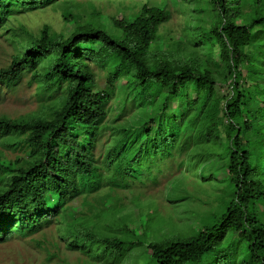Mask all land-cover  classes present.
I'll list each match as a JSON object with an SVG mask.
<instances>
[{"label":"trees","instance_id":"1","mask_svg":"<svg viewBox=\"0 0 264 264\" xmlns=\"http://www.w3.org/2000/svg\"><path fill=\"white\" fill-rule=\"evenodd\" d=\"M60 1L69 31L7 24ZM185 1L189 44L164 35L167 0L128 16L104 15L92 0H0V32L10 29L15 45L0 84L15 88L30 74L38 96L48 97L28 117H0V147L17 153L11 160L0 149V244L56 225L71 250L119 264L126 236L98 239L95 231L130 237L132 209L118 191L154 180L159 160L178 151L189 152L197 180L232 179L234 193L212 224L151 243L153 263L264 264V0ZM91 63L108 71L107 88L99 89ZM119 93L137 116L122 122V112L109 126Z\"/></svg>","mask_w":264,"mask_h":264},{"label":"rangeland","instance_id":"2","mask_svg":"<svg viewBox=\"0 0 264 264\" xmlns=\"http://www.w3.org/2000/svg\"><path fill=\"white\" fill-rule=\"evenodd\" d=\"M92 1L97 9L107 16L122 14L128 16L139 11L140 6L145 2L152 5L164 2V0H123L119 4L110 0ZM167 2V7L172 12V20L162 29L164 35L179 37L181 41L189 44L185 33L187 2L185 0H167ZM68 14L67 5L64 1H60L55 7L17 13L7 24L16 29L24 26L33 34H38L44 24L51 25L57 32L63 29L69 31L70 27L65 22ZM8 30L4 28L0 32V68L10 63L11 56L15 52V45L11 40L12 33L10 29ZM221 50L223 56H226L225 48ZM91 66L99 89L107 88L108 71L94 63H91ZM30 80L29 74L15 88H7L0 84V117L7 116L13 119L28 117L40 108L43 98L44 100L48 98L47 94L40 98L37 83L30 84ZM117 83L125 85L126 81L123 79ZM226 90L227 87L222 88V92ZM125 97V94L119 93L113 100L107 121L109 126L116 123L115 118L122 112L124 113L122 122L130 123L136 118L137 110L134 106L129 109L132 103L128 101L127 108L121 103ZM110 131L112 129L107 130V136ZM2 150L8 159H15L17 153L10 149ZM173 153L172 157L164 161L159 160L157 164L162 173L157 174L154 171L157 174L154 180H145L143 183L137 181L132 190L118 191L123 203L132 209L130 214L132 235L129 237L125 232L108 231L104 228L95 231L98 239L103 236L115 238L126 236L123 239L130 242V249L126 258L119 264H154L149 249L151 243L163 237L186 239L200 230L204 224H212L216 221L227 208L229 197L234 193V181L232 179L197 180L194 171L188 168L189 152L179 154L178 151H173ZM226 154L228 152L222 150L219 158ZM184 175L189 177L185 180H173ZM78 200L82 203V198ZM89 204L94 205L91 197L86 202L83 201L86 213L92 210ZM70 241L69 238H63L62 230L56 225L32 237L16 236L11 241L0 244V264H104L93 261L79 251L71 250L68 247ZM54 243L58 247H54Z\"/></svg>","mask_w":264,"mask_h":264}]
</instances>
